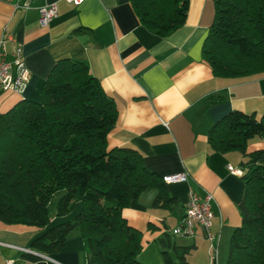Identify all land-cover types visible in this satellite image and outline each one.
Wrapping results in <instances>:
<instances>
[{"label": "crops", "instance_id": "obj_1", "mask_svg": "<svg viewBox=\"0 0 264 264\" xmlns=\"http://www.w3.org/2000/svg\"><path fill=\"white\" fill-rule=\"evenodd\" d=\"M58 1V15L48 27L38 23V7ZM212 0H190L184 25L166 36L144 26L130 0H84L73 5L66 0H32V8H15L0 0V40L8 50L24 47L30 81L23 93H0V112L18 102L39 101L41 88L56 60L70 56L88 62L118 111L108 135L110 147H130L143 157L146 167L160 176L187 173L186 181L167 184L179 201L175 208L153 204L158 193L150 189L123 211L128 223L142 232L144 264H165L168 255L179 261L175 246L187 247L189 264H225L232 232L241 224L239 203L245 183L229 166L240 169L245 157L239 151L222 153L211 148L209 130L232 110L264 113V74L252 77H216L202 55V46L212 23ZM79 30V32H77ZM264 149V140L254 138L248 151ZM213 195L214 218L210 231L219 234L216 258L199 227L195 237L175 236L189 191ZM51 219L48 227L72 215ZM43 230L0 220V264H97L85 247L78 229L54 253L35 250L32 244ZM21 248L39 254L37 260L22 256ZM33 254V253H29Z\"/></svg>", "mask_w": 264, "mask_h": 264}, {"label": "trees", "instance_id": "obj_2", "mask_svg": "<svg viewBox=\"0 0 264 264\" xmlns=\"http://www.w3.org/2000/svg\"><path fill=\"white\" fill-rule=\"evenodd\" d=\"M130 1L140 22L160 36L184 25L190 9V0ZM212 2L202 55L213 74H264V0ZM117 118L114 100L88 62L70 56L56 60L39 101L24 99L0 112V220L43 230L32 244L35 250L58 252L78 229L97 264H144L142 232L128 223L124 209L150 189L158 191L155 206L175 208L179 201L137 150L109 146ZM208 137L212 149L245 157V191L238 205L242 221L232 232L225 264H264V149L248 151L252 139L264 140V113L232 110ZM74 212L48 227L54 216ZM175 248L180 260L167 255L165 264H189L188 248ZM22 256L39 259L27 252Z\"/></svg>", "mask_w": 264, "mask_h": 264}, {"label": "built area", "instance_id": "obj_3", "mask_svg": "<svg viewBox=\"0 0 264 264\" xmlns=\"http://www.w3.org/2000/svg\"><path fill=\"white\" fill-rule=\"evenodd\" d=\"M12 4L15 8L28 10L32 8V0H3ZM73 5H80L84 0H66ZM38 23L41 27H48L50 22L58 15V1L47 2L38 7ZM7 41L14 42L10 36L0 40V93L15 92L23 93L27 87L31 73L25 62L24 47L21 43L15 44L12 50H8ZM229 170L237 175L242 171L229 166ZM187 173L178 172L164 175L163 180L167 184L183 182L187 180ZM213 195L207 193L205 196L196 191H189L185 204L184 213L179 224L171 229V233L181 237H195L199 227L207 230V239L210 241V248L214 258L218 254V245L220 241L219 234L210 231L214 218ZM22 252L39 254L28 248H21ZM14 260H8L4 264H14Z\"/></svg>", "mask_w": 264, "mask_h": 264}, {"label": "rangeland", "instance_id": "obj_4", "mask_svg": "<svg viewBox=\"0 0 264 264\" xmlns=\"http://www.w3.org/2000/svg\"><path fill=\"white\" fill-rule=\"evenodd\" d=\"M262 115H260L259 117H261ZM61 196V192H58L54 195V198L52 199V202H51V210L53 211L55 209V204L58 200V198Z\"/></svg>", "mask_w": 264, "mask_h": 264}]
</instances>
